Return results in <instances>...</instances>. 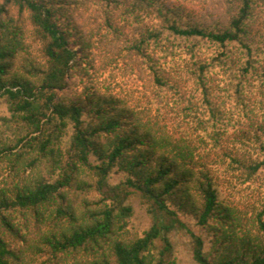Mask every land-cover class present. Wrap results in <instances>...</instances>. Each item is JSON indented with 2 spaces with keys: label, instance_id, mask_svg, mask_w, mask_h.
Instances as JSON below:
<instances>
[{
  "label": "trees",
  "instance_id": "obj_1",
  "mask_svg": "<svg viewBox=\"0 0 264 264\" xmlns=\"http://www.w3.org/2000/svg\"><path fill=\"white\" fill-rule=\"evenodd\" d=\"M0 102V264H264V0H0Z\"/></svg>",
  "mask_w": 264,
  "mask_h": 264
},
{
  "label": "rangeland",
  "instance_id": "obj_2",
  "mask_svg": "<svg viewBox=\"0 0 264 264\" xmlns=\"http://www.w3.org/2000/svg\"><path fill=\"white\" fill-rule=\"evenodd\" d=\"M110 66L111 65L107 67V70L103 73V76H108V74L110 73L108 68ZM119 74L120 73H118L116 77L117 81L121 80V78H124L122 76L120 77ZM3 108H4V103L0 102V110H2ZM121 177L122 175L118 173L114 175V178L112 180L117 181ZM131 199H132L131 200L132 205L134 207V214L131 219H132L134 226L139 231H141L142 229L148 227L151 222V218L149 217V214L146 210L147 205L136 194L132 195ZM187 224L194 231H198L197 227L193 226L192 223L188 222ZM171 236L173 238V241L175 242V250H176L178 264H195V262L191 258V254L189 251V236L185 233V231L184 230L173 231Z\"/></svg>",
  "mask_w": 264,
  "mask_h": 264
}]
</instances>
